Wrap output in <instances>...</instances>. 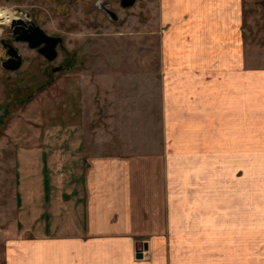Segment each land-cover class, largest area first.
<instances>
[{
    "label": "crops",
    "instance_id": "obj_1",
    "mask_svg": "<svg viewBox=\"0 0 264 264\" xmlns=\"http://www.w3.org/2000/svg\"><path fill=\"white\" fill-rule=\"evenodd\" d=\"M259 1L157 0L159 149L20 194L4 264H264V67L243 33Z\"/></svg>",
    "mask_w": 264,
    "mask_h": 264
},
{
    "label": "rangeland",
    "instance_id": "obj_2",
    "mask_svg": "<svg viewBox=\"0 0 264 264\" xmlns=\"http://www.w3.org/2000/svg\"><path fill=\"white\" fill-rule=\"evenodd\" d=\"M3 12L11 15L0 21L4 48L11 20L28 15L51 34L66 29L73 59L50 76L43 57L15 40L24 61L9 71L0 45V264L7 240L22 234L20 194L43 188L44 178L74 179L89 158L150 154L162 138L157 0L127 8L119 0H0ZM245 14L246 54L264 67V6Z\"/></svg>",
    "mask_w": 264,
    "mask_h": 264
},
{
    "label": "water",
    "instance_id": "obj_3",
    "mask_svg": "<svg viewBox=\"0 0 264 264\" xmlns=\"http://www.w3.org/2000/svg\"><path fill=\"white\" fill-rule=\"evenodd\" d=\"M125 6L133 5L135 0H125ZM259 4L264 6V0L259 1ZM108 11V9H107ZM26 19H29V16L26 15ZM26 19L22 18H14L11 21L10 27L12 29L13 34L16 36V40L29 42L31 48H39V52L48 57L49 59H54L57 55L56 46L58 44L57 37L50 36L46 34V32L41 28L40 25L35 23H31V27L35 28L37 32H40L42 36H39L38 39L34 40V37H31L30 34H33V31L29 33L28 30L24 29L19 24L25 23ZM5 47H8V55L9 58L2 61L3 68L7 70H16L22 65V56L19 54L18 50L14 45L10 43H4Z\"/></svg>",
    "mask_w": 264,
    "mask_h": 264
},
{
    "label": "flooded vegetation",
    "instance_id": "obj_4",
    "mask_svg": "<svg viewBox=\"0 0 264 264\" xmlns=\"http://www.w3.org/2000/svg\"><path fill=\"white\" fill-rule=\"evenodd\" d=\"M119 2L121 4V6L127 8V7L134 6L135 3H136V0L133 3V5H129V6H125L124 5V3L126 2L125 0H119ZM108 13H109V16L112 17L113 19L114 18L115 19H118V17H117L116 14H114L112 12H108ZM14 18H22V17H14ZM31 23L37 24L35 21H33L32 19L29 18V19H26L25 20V23L19 24V26H22L24 29L28 30L29 33H31L33 31V34H30V35H31V37H34V40H35V39H38L39 36H42V34H40V32H37L35 28H32L31 27ZM41 28L46 32V34H48L50 36L57 37V40L59 41L58 44H57V46H56L57 55H56V57L54 59H49L48 57H46L45 55H43L42 53H40L39 52V48L41 46L40 47H37V48H32L33 50L36 51L37 54H40L43 57V60L47 63V65H46V73H47V75H50L51 76V75H53V73H56V72H59V71H63L64 69H66L67 67H69V65H70V63H71V61L73 59V56H72V53L66 48V46H68L67 45V41H66V34L68 32L66 31V29L61 30L60 33L51 34V33L47 32V30L44 29L42 26H41ZM10 34H11V37H7V40H9L10 42H7V41L6 42L14 45V42L16 40V36L13 34L12 29H11ZM20 42L23 43L24 41H20ZM24 43L27 46L30 47V43L29 42H24ZM0 45H1V43H0ZM14 46L17 48L19 54L22 55V57H23L22 58V64H23L24 56H23L20 48L17 47V45H14ZM73 46H78V45H73ZM1 47L3 49V54H4L3 59H8L9 58V55H8V52H7L8 47H5L4 48L2 45H1ZM60 57L62 59L60 60L59 63H56ZM21 66L18 69H20ZM18 69H16V70H9V71H17Z\"/></svg>",
    "mask_w": 264,
    "mask_h": 264
},
{
    "label": "bare ground",
    "instance_id": "obj_5",
    "mask_svg": "<svg viewBox=\"0 0 264 264\" xmlns=\"http://www.w3.org/2000/svg\"><path fill=\"white\" fill-rule=\"evenodd\" d=\"M11 19V15L8 12H3L0 14L1 22H8Z\"/></svg>",
    "mask_w": 264,
    "mask_h": 264
},
{
    "label": "built area",
    "instance_id": "obj_6",
    "mask_svg": "<svg viewBox=\"0 0 264 264\" xmlns=\"http://www.w3.org/2000/svg\"><path fill=\"white\" fill-rule=\"evenodd\" d=\"M140 245H139L140 247H138V253L141 254L142 256H145L147 250L144 248L142 243H140Z\"/></svg>",
    "mask_w": 264,
    "mask_h": 264
}]
</instances>
